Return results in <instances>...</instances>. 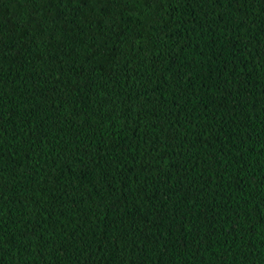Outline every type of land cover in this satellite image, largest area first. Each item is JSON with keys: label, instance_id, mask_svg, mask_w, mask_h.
Instances as JSON below:
<instances>
[{"label": "trees", "instance_id": "16d2710c", "mask_svg": "<svg viewBox=\"0 0 264 264\" xmlns=\"http://www.w3.org/2000/svg\"><path fill=\"white\" fill-rule=\"evenodd\" d=\"M0 264H264V0H0Z\"/></svg>", "mask_w": 264, "mask_h": 264}]
</instances>
